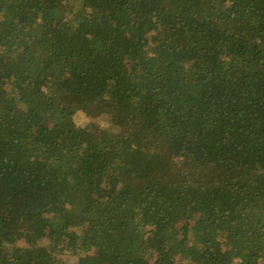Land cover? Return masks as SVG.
Masks as SVG:
<instances>
[{
	"label": "trees",
	"instance_id": "obj_1",
	"mask_svg": "<svg viewBox=\"0 0 264 264\" xmlns=\"http://www.w3.org/2000/svg\"><path fill=\"white\" fill-rule=\"evenodd\" d=\"M179 261L264 264V0H0V264Z\"/></svg>",
	"mask_w": 264,
	"mask_h": 264
},
{
	"label": "rangeland",
	"instance_id": "obj_2",
	"mask_svg": "<svg viewBox=\"0 0 264 264\" xmlns=\"http://www.w3.org/2000/svg\"><path fill=\"white\" fill-rule=\"evenodd\" d=\"M86 116L87 115H81V114H79L77 116V118H76V124H77V126L84 127V126H86L88 124V121H90V118L88 116L87 117ZM94 120H95V122H97V124L101 128H103L104 126H106V123H105L104 119H102L101 121H99L100 119H94ZM93 252H95V251H93ZM96 254H97V252H96ZM178 264H183V263L181 261H179Z\"/></svg>",
	"mask_w": 264,
	"mask_h": 264
}]
</instances>
